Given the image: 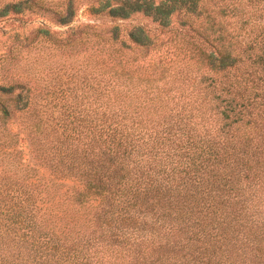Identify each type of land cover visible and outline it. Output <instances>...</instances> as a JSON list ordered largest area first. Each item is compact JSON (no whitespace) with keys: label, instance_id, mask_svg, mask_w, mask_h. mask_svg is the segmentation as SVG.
<instances>
[{"label":"trees","instance_id":"16d2710c","mask_svg":"<svg viewBox=\"0 0 264 264\" xmlns=\"http://www.w3.org/2000/svg\"><path fill=\"white\" fill-rule=\"evenodd\" d=\"M72 10L52 12L59 26ZM89 13L137 21L86 26L108 52L95 85H58L43 104L0 86V121L2 96L19 114L0 126V264H264V0Z\"/></svg>","mask_w":264,"mask_h":264},{"label":"rangeland","instance_id":"374dc122","mask_svg":"<svg viewBox=\"0 0 264 264\" xmlns=\"http://www.w3.org/2000/svg\"><path fill=\"white\" fill-rule=\"evenodd\" d=\"M20 1L24 0H0V11H6V6ZM99 1L31 0L32 11L0 13V86L22 85L30 90L31 101L43 104L46 93L58 85H95L94 79L101 72L99 68L108 67V52L106 46L96 45L92 30L86 26L106 32L105 29L115 24L128 29L137 23L136 20L111 21L89 13ZM69 3H72L74 17L69 26H59L52 12L65 15ZM76 26L81 35L75 34L73 28ZM1 100L8 106L10 116L0 121V126H7L12 133L19 114H12V96H2ZM0 143L7 145L3 140ZM20 148L25 162L36 167L27 139L24 138ZM11 158L4 162L12 163Z\"/></svg>","mask_w":264,"mask_h":264}]
</instances>
